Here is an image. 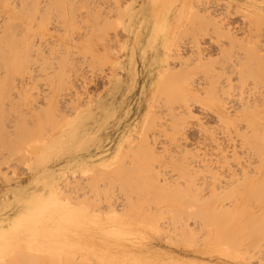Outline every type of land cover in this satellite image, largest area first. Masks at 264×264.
Instances as JSON below:
<instances>
[{
  "label": "rangeland",
  "instance_id": "1",
  "mask_svg": "<svg viewBox=\"0 0 264 264\" xmlns=\"http://www.w3.org/2000/svg\"><path fill=\"white\" fill-rule=\"evenodd\" d=\"M91 1L83 2L86 15L90 6L98 9L105 1L115 2L110 5L116 9L104 8L109 23L104 29L95 23L90 36L88 23L94 25L98 13L90 8L96 13L86 17L82 2L80 9L66 0L58 10L63 16L53 14L52 22L59 17L66 22L57 30L55 24L64 23L44 26L39 0L34 6L30 0H0V160L5 156L0 161V264H39V252H69L72 245L73 262L79 258L74 264H264V75L259 69L262 61L264 67V0ZM70 2L77 6L76 15L69 7L72 21L66 15L70 9L65 11ZM211 4L218 6L211 10ZM181 11L187 12L183 19ZM214 13L220 30L209 22ZM79 14L86 21L74 17L80 20L75 22L73 15ZM103 30L111 40L99 36ZM178 41L201 48L205 54L198 56L211 64L203 61L210 68L204 63L194 76L219 71L217 78L211 72L208 81L221 91L199 93L198 100L191 92L194 100L189 92L187 97L184 75L175 74L184 65L169 54ZM29 43L35 46L27 48ZM183 44L186 57L194 55L191 50L201 52ZM242 57L252 58L238 65ZM168 73L175 75L160 86ZM66 78L71 85H60ZM62 93L67 99L60 98ZM4 126L13 127L7 133ZM244 131L255 135L248 136L250 145L243 144ZM243 168L256 179L249 203L260 224L254 221L252 230L249 220L237 225L230 213L217 226L205 218L201 197L215 189L232 206L234 192L241 189L233 191V174ZM240 174L243 181L250 179ZM196 188L204 193L199 196ZM213 205L211 199V211ZM41 259L42 264L55 262ZM61 259L67 264L69 258Z\"/></svg>",
  "mask_w": 264,
  "mask_h": 264
},
{
  "label": "bare ground",
  "instance_id": "2",
  "mask_svg": "<svg viewBox=\"0 0 264 264\" xmlns=\"http://www.w3.org/2000/svg\"><path fill=\"white\" fill-rule=\"evenodd\" d=\"M30 1H31L30 3L32 4L33 1H32V0H30ZM34 1H35V0H34ZM59 1H60V0H41V1L39 0V2H37V0L35 1V3L37 2V3H36V6H37V4H38V5L41 4V5H39L40 7H38V8H41L42 10L40 9V12H41V11L43 12V13H42V12L40 13V16H41V14H42V16H44V19H46L47 24H45L44 26H47V25H49L50 23H51V24H52V23L54 24V22L56 23L57 20H58L57 23H60V21H61V20L59 21L60 17H59V19L57 18L54 22H52V21L54 20L53 17L55 16V15H53V14H54L55 12H56L55 14H57V12L62 11L61 8L63 7V4L66 5V4H68V3H65L66 0H62L63 2L60 1V3H59ZM68 1H71V0H68ZM74 1L76 2V0H74ZM78 1H79V0H78ZM78 1L76 2V4L78 5V7H77V6H72V7H71L72 4L74 5V3H72V2H73V1H72V2H70V5H69V6H66L65 11H68V10L70 9L69 7H71L73 10L70 9L69 11L72 10L73 13L75 14V13H76L75 11H77L76 7H77V8H80V7H79L80 5H79L78 3H80V2H82V3H83V2H87V3H88V2H90L91 0H80L79 2H78ZM92 1H94V0H92ZM92 1H91V4H92ZM95 1H96V0H95ZM95 1H94V2H95ZM98 1L100 2V0H98ZM98 1H97V2H98ZM182 1H183V0H182ZM182 1H181V2H182ZM61 2H62V3H61ZM99 2H98V3H99ZM103 2H104V1H102V3H103ZM109 2H112V0L108 1V3H109ZM194 2H195V1H194ZM216 2H217V1H216ZM26 3H27V0H26ZM35 3H33L32 6H34ZM105 3H106V1H105ZM105 3H104V4H105ZM121 3H122V2H121ZM191 3H192V1H191ZM217 3H218V2H217ZM28 4H29V3H28ZM58 4H61V7H60V5H58ZM85 4H86V3H85ZM88 4H90V3H88ZM88 4H87V7H85L86 9L89 7ZM104 4H102V6H100V7H98V9H97V6H96V7H92V6H90V8H92V9L95 8L94 10L97 9V13H98V14L94 15V13H96V11H94V13H93V12H92L93 10H92L91 12H92L93 15H94V20H92L91 17H90V18H87V19H90V20H92V21L94 22V25H93V24L91 25V23H88V24H90L91 29H92V26H95V23H96V27H98V28H102V29H104V28L107 26V23H109V22H108V18H107V16H109L110 14H107L108 11H107V13H106L105 10L107 9V6L110 5L111 3H110V4H107V5L105 4L106 7H103ZM113 4L115 5V2H114ZM113 4H111V5H113ZM54 5H55V6H54ZM95 5H96V4H95ZM97 5H98V4H97ZM105 5H104V6H105ZM111 5H110V8H109V9H113V8H114V7H112ZM119 5H120V4H119ZM180 5H181V3H180ZM192 5H194V3H193ZM195 5H197V4H195ZM195 5H194V7H196ZM211 5H212V4H211ZM216 5H217V4H216ZM216 5H212V6H214V7H212L211 10H214V8L218 6V5H217V6H216ZM116 6H117V1H116ZM67 7H68V10H66ZM111 7H112V8H111ZM118 7L120 8V6H118ZM177 7H178V6H177ZM192 7H193V6H192ZM208 7H210V6H208ZM83 8H84V3H83V7H82V9L80 8L81 11L83 10ZM90 8H89V10H88L89 12L86 11V12H87V15L84 14V13H85V11H84L85 9L83 10L84 13H83V11H82V13H83L84 15H86V17H87V16H88V17H89V16H93L92 13H90V10H91ZM104 8H106V9L104 10ZM183 8H184V7H183ZM196 8H198V7H196ZM59 9H60V10H59ZM74 9H76V10H74ZM114 9H116V8H114ZM176 9H177V8H176ZM191 9H192V8H191ZM191 9H189V10L191 11ZM204 9H205V7H204ZM207 9H208V8H207ZM216 9H217V8H216ZM38 10H39V9H38ZM58 10H59V11H58ZM107 10H108V9H107ZM189 10H188V11H189ZM197 10H198V9H197ZM200 10H201V11H200ZM202 10H203V9L200 8L198 12L201 13ZM209 10H210V8H209ZM72 11H71L70 13L68 12L70 16H68V13L66 12L67 18L69 17L68 20H69V19L71 20L70 17H71V15H72V14H71ZM120 11H122V10H120ZM190 11H189V13H190ZM235 11H240V10L237 9V10H234V12H235ZM173 12H174V11H173ZM176 12H177V11H176ZM206 12H207V11H206ZM206 12H204L205 15H206L207 13H210V12H207V13H206ZM214 12H215V11H214ZM216 12H219V11H216ZM231 12H232V11H231ZM231 12H229V13H231ZM234 12H233V13H234ZM61 13L63 14V12H61ZM61 13L59 12V15L57 14V16H60ZM82 13H80V14L82 15ZM89 13H90L91 15H90ZM186 13H187V12H185V11H181V13H180V15H179L178 17L181 19ZM191 13H192V12H191ZM191 13H190V14H191ZM193 13H194V12H193ZM193 13H192V14H193ZM229 13H228V14H229ZM237 13H238V12H237ZM62 14H61V15H62ZM80 14L78 15V17L75 16L76 14L73 15V20L75 21L76 18H80L82 21H86V20H83L84 16H83V18H81V15H80ZM88 14H89V15H88ZM190 14H189V15H190ZM231 14H232V13H231ZM38 15H39V14H37V16H38ZM189 15H188V16H189ZM210 15H211V14H210ZM210 15H208L209 18H210ZM212 15H213V14H212ZM212 15H211V16H212ZM37 16H36V17H37ZM40 16H39V19L41 18ZM62 16H63V15H62ZM121 16L123 17V12H121ZM215 16H216V15H215V13H214V17L212 16V18L209 19V20H210L209 22H211V23H212V22H213V23L215 22V24H214L215 26H214V27H215V30H217L216 26H219V22L216 20ZM55 17H56V16H55ZM74 17H75V19H74ZM206 17H207V16H206ZM37 18H38V17H37ZM185 18H186V17H185ZM214 18H215V20H214ZM3 19H4V18H3ZM61 19L63 20V17H62ZM182 19H183V18H182ZM200 19H201V18H200ZM40 20L42 21V19H40ZM78 20H79V19H78ZM90 20H89V21H90ZM175 20H176V19H175ZM178 20H179V19H178ZM202 20H204V19L202 18ZM71 21H72V20H71ZM75 22H77V21H75ZM78 22H80V20H79ZM78 22H77V23H78ZM203 22H204V21H203ZM203 22H202V23H203ZM48 23H49V24H48ZM61 23H64V24H55V25H56V26H57V25H61V26H62V25L65 26V25H66V22H65L64 20H63V22L61 21ZM67 23H68V22H67ZM71 23H72V22H71ZM251 23H252V22H251ZM43 24H44V23H43ZM51 24H50V25H51ZM81 24H84V23H81ZM81 24L79 23V24H76V25H79V26H80ZM85 24H86V23H85ZM85 24H84V25H85ZM204 24H206V23H204ZM221 24H222V23H221ZM221 24H220V25H221ZM69 25H70V24H69ZM76 25H73V27H75ZM108 25H109V24H108ZM52 26H53L52 28L55 27L54 25H52ZM79 26H78V27H79ZM87 26L89 27V25H87ZM87 26H86L85 30L83 29L84 27H83V28H79L80 30L82 29V31L84 30L83 32L85 33V35L89 32L88 30L86 31V29H88ZM204 26H205V25H204ZM57 27H59V26H57ZM96 27H94L93 29H94V30H95V29L97 30ZM202 27H203V26H202ZM202 27H201V28H202ZM50 28H51V27H50ZM52 28H51V29H52ZM60 28L62 29V27H59V28H56V29H57V30H58V29L60 30ZM63 28H64V27H63ZM65 28H66V27H65ZM89 28H90V27H89ZM206 28H207V27H206ZM208 28H209V27H208ZM222 28H223V27H222ZM229 28H230V27H229ZM44 29H46V28H44ZM56 29L54 28V30H56ZM66 29H67V28H66ZM74 29H75V28H74ZM79 29H78V30H79ZM93 29L90 30V36H91V34H92V33H91L92 31H93V33H95V31H96V30L94 31ZM211 29H212V28H211ZM213 29H214V28H213ZM218 29L220 30V26L218 27ZM47 30H48V28H47ZM57 30H56V31H57ZM80 30H79V31H80ZM219 30H218V32H221V31H219ZM221 30H222V29H221ZM227 30H228V27H227V29H225V31L227 32ZM201 31H203L204 33L206 32L205 30H203V28L201 29ZM207 31L209 32L210 29L207 30ZM46 32H47V31H46ZM57 32L59 33L60 31H57ZM101 32H102V33H100L99 36L104 37L105 34L107 35V31H106V33H104V32H105L104 30L101 31ZM203 32H202V33H203ZM215 32H216V31H215ZM226 32L223 31L222 33H223V34H224V33L226 34ZM43 33H45V32H43ZM79 33H80V32H79ZM79 33H78V34H79ZM198 33H200V32H198ZM227 33H228L229 36L231 35L230 32H227ZM49 34H50V33H49ZM102 34H104V35L102 36ZM225 34H224V35H225ZM97 35H98V34H97ZM73 36H75V35H72V38H71V39H73V38L75 39V37H73ZM77 36H78V35H77ZM80 36H81V35H80ZM80 36H79V37H80ZM107 36H109V37H110L109 40H111L112 37H111L110 35H107ZM107 36H106V37H107ZM114 36H115V35H114ZM119 36H120V35H119ZM225 36H226V35H225ZM45 37H46V36H44V37L41 38V39H44ZM87 37L89 38V35H88ZM101 37H100V38H101ZM106 37H104V38L106 39ZM194 37L197 39V40H196V39L194 38V42H195V40H196V45H197V44L199 43V41H198L199 39L197 38V36H195V34H194ZM198 37H199V36H198ZM82 38H83V40H84V36H82ZM88 38H86V39L88 40ZM97 38H98V37H97ZM100 38H98V39H100ZM230 38H231V37H230ZM41 39H40V40H41ZM53 39H54V38H53ZM79 39H80V38H79ZM79 39H78V40H79ZM232 39H233V38H232ZM45 40H46V39H45ZM76 40H77V38H76ZM107 40H108V39H107ZM107 40H105V41H107ZM41 41H42V40H41ZM41 41H40V42H41ZM46 41H48V40H46ZM52 41H53V40H52ZM55 41H57V40H55ZM197 41H198V42H197ZM32 42H33V41H32ZM38 42H39V39H38ZM43 42H44V41H43ZM48 42H49V41H48ZM48 42H47V43H48ZM107 42H109V41H107ZM180 42H182V39L180 40ZM180 42L178 41L175 45H173V48H170V50H169V54H170L171 56H173L174 58H177V60H180L179 62H181V64L185 66V67H184V66L182 67V65H180L179 68L182 67L184 70H187V72L184 73L185 71H184L182 68H181L182 70H180V69L177 67L176 69H177V70L179 69V70H178V72L175 71V72H176L175 74L180 73V74L184 75L183 77H185V83H184V84L182 83L183 85H181V87H182V90L186 93V95H187L188 92H189V94H190V92H191L192 94H196V95L199 94V93H200V94H201V93L204 94L205 91L209 92V93L206 92V94H208V95L210 94V91H211V93L214 95L213 91H218V92L221 91V90H218L219 87H218L217 84L208 81L209 76H211L210 74L213 73L212 71H211L212 73H211V72L209 73L210 69H208L207 73H204L205 71L203 72V73H204V78L202 77L203 74H202L201 72H200L201 75L199 74L201 77L197 74V75L199 76V78L197 77V79H196V78H195L196 76H194V73H195V75H196V72H194V71L197 70V68H199V67L201 68V67L205 66L206 63L208 62V61L206 60L205 57H204V58H205V59H204L203 57L201 58V57L198 56L199 54H200L201 56H203L202 54H205V53H202V51L200 50L201 48L199 49L198 47H196L195 43H193V42L189 43V44H194V45H195L194 48H196L197 51H198V49H199V51H201V52L198 51L199 53H196V52H195L196 50H191V52H192L195 56H194V55L192 56V55L190 54V55H191L190 57H189V55H188V57H186V56H185V53H184V50H183V48H182V44H183V43L180 44ZM35 43H36V42H34L33 44H35ZM41 43H42V42H41ZM33 44L29 43L28 46H27V48H30V46H32ZM43 44H44V43H43ZM51 44H52V43H51ZM116 44H117V43H116ZM38 45H39V44H38ZM187 45H188V44H187ZM187 45H184V44H183V47L185 46V49H186V46H187ZM194 45H193V46H194ZM33 46H35V45H33ZM189 46H190V47H188V46H187V47H188V48H193V46H191V45H189ZM200 47H201V46H200ZM246 47H247V44H246ZM256 47H257V46H256ZM188 48H187V49H188ZM194 48H193V49H194ZM250 48L252 49V46H251ZM31 49H32V48H31ZM203 49H204V48H203ZM203 49H202V50H203ZM246 49H247V48H246ZM248 49H249V48H248ZM27 51L29 52L28 49H27ZM166 51H167V50H166ZM188 51H189V49H188ZM249 51H250V50H249ZM249 51H248V53H249ZM255 51H257V50H255ZM257 52H258V51H257ZM187 53H188V52H187ZM187 53H186V54H187ZM189 53H190V52H189ZM189 53H188V54H189ZM252 53H254V52H253V49H252ZM252 53H250V54H252ZM258 53H259V52H258ZM241 54L243 55L244 52L241 53ZM27 55H28V54H27ZM29 55H30V53H29ZM245 55H246V54H245ZM245 55H243V56H245ZM252 55H253V54H252ZM261 55H262V54H261ZM261 55H260V56H261ZM204 56H205V55H204ZM206 56H207V55H206ZM257 56H258V55H256L255 57H257ZM28 57H29V56H28ZM173 57H172V61L175 60V59H173ZM247 57H248V54H247ZM252 57H253V56H252ZM252 57H249V58H252ZM258 57H259V56H258ZM262 57H263V56H262ZM262 57H260V59H261ZM226 58H227V57H226ZM232 58H233V57H232ZM238 58H240V56H239ZM242 58H243V57H242ZM242 58H241V59H242ZM249 58H248V59H249ZM227 59H231V57H230V58L228 57ZM241 59L239 60L238 65H240L241 63H242V65H243V64H245V62H247V60H248V59H246V58H245L246 60H245L244 58H243V60H241ZM257 59H259V58H257ZM262 59L264 60V58H262ZM262 59H261V61H262ZM15 60H16V58H15ZM253 60H254V59H253ZM22 61H24V60H22ZM170 61H171V60H170ZM196 61H197V63H196ZM203 61H205V62L207 61V62L205 63V62H203ZM235 61L237 62V60H235ZM240 61H243L244 63H243V62L240 63ZM250 61H251V60H250ZM257 61H258V60H257ZM176 62H177V61H176ZM179 62H178V63H179ZM193 62L195 63L194 68L190 67V66L192 65ZM210 62H211V61H209L207 64H209ZM224 62H225V61H224ZM254 62H256V61H254ZM204 63H205V65H204ZM231 63H232V62H231ZM234 63H235V62H234ZM234 63H233L232 66H230V67H231L230 69H231V70L233 69V71H234V68H235V71H234V72L236 73V67H237L238 65L234 66ZM239 63H240V64H239ZM258 63H259V62H258ZM261 63H263V61H262ZM261 63H260V65H259V66H260L259 69H261V72H263V73L260 75V76L262 77V75H264V71H262V68H264V67L262 66L263 64H261ZM210 64H211V63H210ZM21 65H22V63H21ZM165 65H166V64H165ZM170 65H171V64H170ZM257 65H258V64H257ZM171 66L174 67V65H171ZM207 66H208V65H206L205 67L207 68ZM246 66H247V65H246ZM249 66H250V63H249ZM251 66H252V65H251ZM261 66H262V67H261ZM16 67H17V66H16ZM161 67H162V66H161ZM161 67H160V68H161ZM169 67H170V66H169ZM208 67L210 68V65H209ZM218 67H219V66H218ZM228 67H229V65H228ZM233 67H234V68H233ZM239 67H240V66H239ZM162 68H163V67H162ZM162 68H161V69H162ZM200 68H199V69H200ZM255 68H256V67H255ZM171 69H172V68H171ZM204 69H205V68H204ZM218 69H219V68H218ZM238 69H239V68H238ZM242 69H243V68H242ZM248 69H249L250 72H251L252 67H251V69H250V67H249ZM172 70L174 71L175 68L172 69ZM211 70H214V69H211ZM216 70H217V69H216ZM226 70H227V68H226ZM228 70H229V68H228ZM246 70H247V68H246ZM249 70H248V71H249ZM179 71H180V72H179ZM183 71H184V72H183ZM197 71H198V70H197ZM229 71H230V70H229ZM253 71H254V72L256 71L255 73L258 72L256 69L253 70ZM214 72H215V73H213V76H215V78H217V77L219 76V75H217V74L219 73V71H215V70H214ZM216 72H217V74H216ZM234 72L231 71V74L234 73ZM243 72H244V71L242 70V73H243ZM254 72H251V73H254ZM192 73H193V74H192ZM198 73H199V72H198ZM208 73H209V74H208ZM244 73L247 74V71H245ZM248 73H249V72H248ZM168 74H170V75H167V76H164V77L161 78V80H160V86H162V84H165V83H166V84H167V83H170L169 81H171V78L173 77V76H171V75H173L174 73H173V74L168 73ZM175 74H174V75H175ZM205 74H206V75H205ZM214 74H215V75H214ZM221 74H222V73H221ZM221 74H220V75H221ZM231 74H230V75H231ZM257 74H258V73H257ZM216 75H217V76H216ZM176 76H177V75H176ZM244 76H245V75H243V77H244ZM257 77H259V76H257ZM263 77H264V76H263ZM68 79H69V78H66L65 80L63 79V80H62L63 84H60V85H64V86L67 85V84L69 83V81L66 83V81H67ZM259 79H260L261 81H263L262 78H259ZM62 82H61V83H62ZM64 82H65V84H64ZM215 82H216V80H215ZM217 82H218V81H217ZM263 82H264V81H263ZM69 84H70V83H69ZM70 85H71V84H70ZM221 86H222V85H221ZM221 86H220V87H221ZM225 86H226V85H225ZM60 87H61V86H60ZM66 87H67V86H66ZM68 87H70V86H68ZM71 87H72V86H71ZM223 88H224V86H223L221 89H223ZM225 88H226V87H225ZM65 89L67 90V88H65ZM208 89H209V91H208ZM62 90H63V86H62L61 91H62ZM68 90H69V88H68ZM63 91H64V90H63ZM63 91H62V92H63ZM30 92H31V91H30ZM64 92H65V91H64ZM67 92H68V91H67ZM73 93H74V92H73ZM216 93H217V92H216ZM62 94H63V93H62ZM157 94H158V93H157ZM189 94H188V95H189ZM200 94H199V95H200ZM217 94H218V93H217ZM29 95H30V94H29ZM63 95L65 96V94H63ZM188 95H187V97H188ZM201 95H202V94H201ZM201 95H200V96H201ZM31 96H32V95H31ZM31 96H30V97H31ZM190 96H191V94H190ZM197 96H198V95H197ZM187 97L185 98L186 100H184V101L188 103L189 100H188ZM32 98H33V96L31 97V99H32ZM60 98H62V99H67L66 96H65V97H63V96L61 97V96H60ZM68 98H69V97H68ZM191 98H192V96H191ZM191 98H190V99H191ZM197 98H199V96L196 97L195 99H197ZM62 99H61V100H62ZM192 100H194V96H193ZM197 100H198V99H197ZM62 101H63V100H62ZM190 101H191V100H190ZM58 102H59V101H58ZM66 102H67V101L65 100V103H64V104H66ZM158 102H159V101H158ZM187 103H186V104H187ZM61 104H62V103H61ZM64 104H63V105H64ZM186 104H185V105H186ZM59 105H60V103H59ZM185 105H184V107H185ZM190 105H192V103H190ZM154 106H155V105H154ZM64 107H65V106H64ZM180 107H181V106H180ZM188 107H189V103H188ZM154 108H155V107H154ZM189 108H190V107H189ZM187 109H188V108H187ZM154 110H155V109H154ZM183 110H186V109H183ZM189 110H190V109H188V111H189ZM150 112H151V111H150ZM190 112H191V111H190ZM246 112H247V111H246ZM248 112H249V111H248ZM248 112H247V114H248ZM187 113H189V112H187ZM191 114H192V113H191ZM191 114H190V115H191ZM245 114H246V113H245ZM247 114H246V116H247ZM187 115H188V114H187ZM248 115L251 116V117H252V116H255V115H253L252 113H251V114H248ZM152 119H153V118H152ZM246 119H247V118H246ZM247 124H248V123H247ZM11 125H12V124H11ZM15 125H16V124H15ZM15 125H13V126H15ZM13 126H12V127H13ZM4 127H5V126H4ZM12 127H11V128H12ZM248 127L250 128V125H249ZM5 128H6V130H8L7 133H8L9 130L11 129L10 127H9V128H8V127H5ZM13 129H14V128H13ZM13 129H12V130H13ZM16 129H17V127H16ZM16 129H14V130L16 131ZM12 130H11V131H12ZM176 130H178V132L181 133V132L179 131V128H178V129L176 128ZM255 130H256V128H255ZM13 132H14V131H13ZM244 132L247 133V134H246V137L243 138V139H245V141L242 140L244 143H243L242 141H241V142H242L243 144L246 143V144H249V145H250L251 143H250V141H249V137H250V139H251V137H255V135H253V136H252V135L249 136L250 134H249L248 132H246V131H244ZM244 132H242V133H240V134H243ZM179 133H178V134H179ZM245 133H244L243 135H245ZM256 133H258V132H256ZM10 134H13V133L10 132ZM248 134H249V135H248ZM258 134H259V133H258ZM258 134H256V139H255L256 142L259 141V140H258L259 138H260V140H261V135H258ZM243 135H242V137H243ZM181 136H183V134H181ZM248 136H249V137H248ZM257 136H258V137H257ZM242 137H241V138H242ZM252 139H253V138H252ZM251 142H252V141H251ZM254 142H255V141H254ZM254 142H252V143H254ZM256 142H255V143H256ZM148 143H149V142H148ZM242 143H241V144H242ZM258 143H259V142H258ZM243 144H242V146H243ZM258 145H259V144H258ZM149 146H151V145H149ZM255 146H256V145H255ZM151 147H152V146H151ZM151 147L149 148V149H150V152H151L150 154L153 155V154H152V151H151ZM258 147H260V146H258ZM146 148H147V147H146ZM262 148H263V147H262ZM152 149H153V147H152ZM147 150H148V149H147ZM263 150H264V149H263ZM147 152H148V151H147ZM0 153H1V152H0ZM262 153H263V155H264V152H262ZM4 154H6V153H4ZM1 155H2V154H1ZM261 155H262V154H261ZM2 156H3V155H2ZM3 157H5V156H3ZM3 157H2V159H4ZM2 159H1L0 161H2ZM263 163H264V162H263ZM0 164H1V163H0ZM253 165H254V164H253ZM261 165H262V164H261ZM111 167H112V166H111ZM263 168H264V167H263ZM243 169L245 170V168H243ZM108 170H109V169H108ZM108 170H107V171H108ZM244 170H242V171H244ZM251 170H252V168H251ZM251 170H249V171L251 172ZM118 172H120V171H118ZM111 173H113V170L110 169V171H109L108 174H111ZM234 173H235V174H233V175H234V176H233V180H235V181H233V182H234V183H233V187H234V188H233V191H235V190H236L237 188H239V187H240L241 189H240L239 191L236 190V194H235V192H234V197H235V198H234V199H235L234 201H235V202H233V205L230 204V205H232V206H230V207H228L227 205H225V204L223 203V200H224L223 197L219 196V195L217 194V192H216L215 189H209V187L205 189L206 184L204 185V190L206 191V190L209 189L208 191L211 192V194H210L209 196L201 197L202 204H203V207H204V211H203V212H204V216H205V218H211V219L213 220V222H215V224L217 223V224H216L217 226H218V224L221 225L220 223L223 224V222H219V221H220L221 219L224 220V218H225V217H228V215H229L230 213L233 214V219H234V221L237 223V225H238V224H242V223H247V222H246L247 220H249L250 223H251V222H254V221L258 222V221L256 220V219L258 218V214L255 213L256 211L254 212V208H252V207L250 206L251 204L249 203V202H250L249 200L251 199L250 192H251V191L254 189V187H255V186L253 187V181H255L256 179H255L254 175H253L252 178L249 176V174L246 175L247 173H249V172H248V169H246L244 172H241V171H238V172H237V171H235ZM240 173H242V174L245 173V175H246L245 177H247V176L250 177L249 180H248V178H244V179H247V182L244 180V181L246 182L245 184H243V183H244V181L242 180L243 177H242V175H241ZM106 174H107V173H106ZM114 174H115V173H114ZM114 174H111V176L113 177ZM120 174L122 175V173H120ZM215 174H216V173L212 174V176L215 177V178H216V176H217V178H218V176H219L218 173H217L216 175H215ZM252 174H253V173H252ZM117 175H118V174H117ZM109 176H110V175H109ZM109 176H108V177H109ZM239 176H241L242 178L239 177ZM243 176H244V174H243ZM119 177H120V176H119ZM113 178H115V175H114ZM113 178L110 177V179H111L110 181H109V179H107V180L109 181V184H112V183H113V182H112V181H114ZM122 178H123V177H122ZM257 178H258V177H257ZM191 179H192V178H191ZM263 179H264V178H263ZM115 180H116V179H115ZM120 180H121V179H120ZM240 180H242L243 183H242ZM262 181H263V180H262ZM110 182H111V183H110ZM114 182H115V181H114ZM191 182H193V180H191ZM236 182H237V183H236ZM106 183H107V181H106ZM240 183H241V185H240ZM109 184L107 183V185H109ZM234 184H235V185H234ZM237 184H238V186H237ZM107 185H106V187H107ZM109 186H111V185H109ZM112 186H113V184H112ZM236 187H237V188H236ZM244 187H245V189H244ZM235 188H236V189H235ZM108 189H110V188H108ZM111 189H113V187H112ZM198 189H199V188H198ZM198 189L196 188V190L199 191V192H196V193H197L199 196H201V195L204 193V190H201V188H200L199 190H198ZM116 190H117V189H116ZM113 191H114V189H113ZM107 192H108V191H107ZM114 193H115V192H114ZM196 193H194V194H196ZM237 193H239V194H237ZM109 194H111V192H109ZM117 194H118V193H117ZM111 195L113 196V194H111ZM111 195H110V196H111ZM237 195H238V196H237ZM108 196H109V195H108ZM112 196H111V197H112ZM114 196H115V195H114ZM116 196H117V195H116ZM236 196H237V198H236ZM112 198H113V197H112ZM117 198H119V197H117ZM211 199H214V200H215V206L213 205V206H214V207H213V210H214V211H211V206H210V200H211ZM112 200H113V199H112ZM115 200H116V199H115ZM199 200H200V198H199ZM263 200H264V199H263ZM251 203H252V201H251ZM257 204H258V203H257ZM259 204H260V203H259ZM259 204H258V205H259ZM110 205H112V204L110 203ZM111 207H112V206H111ZM162 207H163V206H162ZM250 207H251V208H250ZM256 207L258 208V206H256ZM256 207H255V208H256ZM261 207H262V206H261ZM118 208H119V207H118ZM245 208H246V209L248 208L247 210H252V211H251L252 213H249V215H247V213L250 212V211H247ZM112 209H113V207H112ZM114 209H115V208H114ZM164 209H165V207H164ZM230 209H231V210H230ZM115 210H116V209H115ZM119 210H120V209H119ZM110 211H111V210H110ZM116 211H117V210H116ZM162 211H163V210H162ZM75 212H76V211H75ZM117 212H118V211H117ZM246 212H247V213H246ZM118 213H119V212H118ZM246 216H247V219H245V221H243L244 218H246ZM207 220H209V219H207ZM207 220H206V222H207ZM223 220H221V221H223ZM203 222H205V221H203ZM208 222H209V221H208ZM235 222H233V223H235ZM249 222H248V223H249ZM256 222H254V224H250V225L247 223L249 226H251V230H252L253 227H256V224H255ZM209 223H210V222H209ZM211 223H212V221H211ZM211 223H210V224H211ZM258 223L260 224V222H258ZM258 223H257V225H258ZM215 224H213V225H215ZM247 224H246V225H247ZM208 225H209V224H208ZM60 226H61V225H60ZM252 226H253V227H252ZM209 227H210V226H209ZM211 227H212V224H211ZM238 227H239V226H238ZM263 228H264V227H263ZM261 230H262V228H261ZM239 231H240V230H239ZM61 238H62V237L58 238V241H59V244H61V246H63L62 244H64V240H63V238H62V239H61ZM251 239H252V238H251ZM251 239H250V240H251ZM252 244H254V243H251V242H250V245H251V246H255V245H252ZM66 245L68 246V244H66ZM63 247H65V246H63ZM72 247H73V249H72ZM245 248H246V247H245ZM71 249H72V251H71L70 248H69V252H68V250H63L62 248H61L59 251H55V252H53V253H52V251H49L48 253L45 252V251H42V252H39L38 257L40 258L41 261H42L41 258H44V256H45V257H48L49 262H50L51 259H50L49 257L52 258V257H53L52 255H56V256H55V259H58V260H57L58 262L54 259V257H53L52 260H54V261L57 262V263H55L54 261H51V262H54V264H59V263H61V261H62L61 257H64V261H65V262H67V260H65V259H68V258H69L67 264H74V262L76 261V260H75L76 258H74V260H75L74 262H73V259H72V258H73L74 254H75L73 250H74V249L76 250V248L74 247V245H72V246H71ZM87 250H88V249H87ZM246 251H247V250H246ZM75 252H76V251H75ZM35 253H36V252H35ZM37 253H38V252H37ZM37 253L34 254V255L37 256ZM247 253H248V252H247ZM26 254H27V252H26ZM85 254H87V253H85ZM28 255H29V254H28ZM31 255H32V254H31ZM34 255H32V256H34ZM32 256L29 255V256H27V258H28V257H32ZM40 256H41V257H40ZM86 256H87V255H86ZM56 257H57V258H56ZM27 258H26V259H27ZM32 258H33V257H32ZM88 258H89V257H88ZM24 259H25V258H24ZM24 259L21 258V260H23V261H24ZM78 259H79V258H78ZM78 259H77V261H78ZM29 260H30V258H29ZM29 260H28V261H29ZM34 260H36V258H34ZM40 260H39V261L37 260V261L39 262V264H42V263H40ZM44 260H45V259H44ZM81 260H82V259H81ZM97 260H98V259H97ZM77 261H76V262H77ZM19 262L22 263V261H19ZM29 262H30V261H29ZM31 262H32V264L34 263V261H31ZM35 262H36V261H35ZM38 262H37V263H38ZM45 262H46V261H45ZM45 262H44V263H45ZM16 263H17V262H14V263L11 262V264H16ZM47 263H48V262H47ZM63 263H64V262H63ZM63 263H61V264H63ZM77 263H79V261H78ZM87 263H88V261H87ZM87 263H86V264H87ZM23 264H24V263H23ZM30 264H31V263H30ZM34 264H35V263H34ZM48 264H49V263H48ZM50 264H51V263H50ZM65 264H66V263H65ZM80 264H81V263H80ZM88 264H91V263H88ZM93 264H94V263H93Z\"/></svg>",
  "mask_w": 264,
  "mask_h": 264
}]
</instances>
